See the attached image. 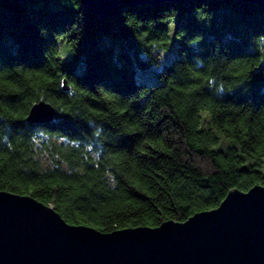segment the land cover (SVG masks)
I'll return each mask as SVG.
<instances>
[{
  "label": "trees",
  "instance_id": "1",
  "mask_svg": "<svg viewBox=\"0 0 264 264\" xmlns=\"http://www.w3.org/2000/svg\"><path fill=\"white\" fill-rule=\"evenodd\" d=\"M41 100L53 119L28 123ZM256 184L264 4L162 1L102 18L80 0H0V191L110 233L184 222Z\"/></svg>",
  "mask_w": 264,
  "mask_h": 264
},
{
  "label": "water",
  "instance_id": "2",
  "mask_svg": "<svg viewBox=\"0 0 264 264\" xmlns=\"http://www.w3.org/2000/svg\"><path fill=\"white\" fill-rule=\"evenodd\" d=\"M162 1L189 0H80L87 12L102 18ZM54 115V108L41 100L25 120L45 124ZM0 264H264V186L230 190L217 208L184 222L110 233L70 225L30 196L0 191Z\"/></svg>",
  "mask_w": 264,
  "mask_h": 264
},
{
  "label": "rangeland",
  "instance_id": "3",
  "mask_svg": "<svg viewBox=\"0 0 264 264\" xmlns=\"http://www.w3.org/2000/svg\"><path fill=\"white\" fill-rule=\"evenodd\" d=\"M64 49H65V45H62L61 51H63ZM174 54H175V43H174L173 37L171 36V43H170L168 49L161 52L159 59L162 63H165V62H168L171 59V57L174 56ZM68 56L70 57V55H68ZM149 69L152 70V69H154V67L150 66ZM135 73H136L137 78H141V76H143V69L137 68L135 70ZM149 74H150V72H147L144 74L145 76H143V77L147 78V77H149ZM229 144H230L229 141L221 139L219 146L221 148H223Z\"/></svg>",
  "mask_w": 264,
  "mask_h": 264
}]
</instances>
